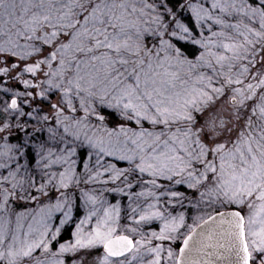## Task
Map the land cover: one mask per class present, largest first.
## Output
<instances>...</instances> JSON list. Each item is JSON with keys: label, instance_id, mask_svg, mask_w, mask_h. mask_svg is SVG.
Returning <instances> with one entry per match:
<instances>
[{"label": "snow or ice", "instance_id": "obj_1", "mask_svg": "<svg viewBox=\"0 0 264 264\" xmlns=\"http://www.w3.org/2000/svg\"><path fill=\"white\" fill-rule=\"evenodd\" d=\"M0 170V264H264V0H0Z\"/></svg>", "mask_w": 264, "mask_h": 264}, {"label": "rangeland", "instance_id": "obj_2", "mask_svg": "<svg viewBox=\"0 0 264 264\" xmlns=\"http://www.w3.org/2000/svg\"><path fill=\"white\" fill-rule=\"evenodd\" d=\"M17 3H20V0H17ZM191 47H192L191 45L188 46L189 50H191ZM19 87L21 88V91H22L23 90L22 86H19ZM54 100H55V98L53 97V101ZM12 142L15 143V140H13ZM20 162L21 163H24L23 160H21ZM77 166H78V169L82 170V164H80L79 159L77 160ZM13 167H14V165H13ZM0 172H2L3 175H7V171L6 170H0ZM18 178H19V176H18ZM9 187H10V185H9ZM110 202L111 203H115V199L110 198ZM122 207H123L124 210H127V200L126 199L123 201ZM21 210L22 209L17 208V211H21ZM74 215H75V213H74ZM80 215H83V212L82 211H81ZM76 222H78V217L74 218V220L66 226L64 232H66L67 230H71V233H72V231L75 228V223ZM154 227H156V229L158 230V227H159L158 223L155 224ZM71 233H69L70 235H69V237L67 239H65V240H63L61 242L70 240L71 239ZM101 252H102V250H101Z\"/></svg>", "mask_w": 264, "mask_h": 264}, {"label": "trees", "instance_id": "obj_3", "mask_svg": "<svg viewBox=\"0 0 264 264\" xmlns=\"http://www.w3.org/2000/svg\"><path fill=\"white\" fill-rule=\"evenodd\" d=\"M18 87H19V86H18ZM19 90H21L20 87H19ZM69 233H71V230H67L66 232H64V233L62 234V240H61V241L67 239V238L69 237V235H70Z\"/></svg>", "mask_w": 264, "mask_h": 264}]
</instances>
